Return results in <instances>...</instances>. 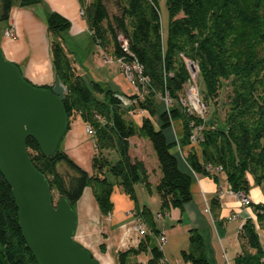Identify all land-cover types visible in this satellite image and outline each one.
<instances>
[{"label": "trees", "instance_id": "obj_1", "mask_svg": "<svg viewBox=\"0 0 264 264\" xmlns=\"http://www.w3.org/2000/svg\"><path fill=\"white\" fill-rule=\"evenodd\" d=\"M38 2L19 3L29 6ZM114 3L116 13L110 15L104 0H79L81 16L95 44L101 50H111L117 60L136 61L147 78L141 96L130 95L128 106L119 93L86 82L77 74L58 40L69 28V21L55 12L45 19L50 58L63 93L57 94L50 86L40 87L60 99L67 121L65 133L78 117L91 130L94 143L88 173L60 146L51 156H44L33 139L26 140L32 165L47 178L57 200L63 197L73 208L89 187L101 215L111 211L115 187L135 201V184L149 188L150 183L143 162L129 154V139L134 136L147 139L156 156L161 176L154 188L161 215L191 200L192 177L179 169L176 148L185 150L184 160L192 172L209 175L220 171L235 193L248 195L249 177L253 185L264 188V0H165V34L157 0ZM10 8L11 0H0V23L8 20ZM119 36L126 40L127 52L122 50ZM189 63L196 65L197 82L203 85L198 90L201 101L213 108L207 118L190 113L179 103L192 79ZM218 103L225 109L222 120L217 116ZM136 110L145 113L139 124L129 117ZM173 122H179L181 128L175 141L168 140L166 134ZM197 126L201 127L197 143L191 145ZM59 163L73 173H59ZM250 205L254 218H247L238 230L239 249L233 264H264V237L255 228H264V202ZM16 212L10 187L0 174V264H36L21 236ZM133 214L151 235L158 234L149 207L136 205ZM149 241L148 235L136 249L119 252L118 264H127L128 255L146 251ZM149 253L145 264H170L157 244L149 247ZM180 258L190 264H210L197 231H189Z\"/></svg>", "mask_w": 264, "mask_h": 264}, {"label": "crops", "instance_id": "obj_2", "mask_svg": "<svg viewBox=\"0 0 264 264\" xmlns=\"http://www.w3.org/2000/svg\"><path fill=\"white\" fill-rule=\"evenodd\" d=\"M19 2L11 0L9 18L4 22L5 28H13L15 38H6L3 33L0 49L7 60L19 67L28 82L36 86H50L59 95L63 93L52 66L50 38L45 23L47 14L55 12L70 23L58 40L64 42L65 45L63 42L61 45L71 64L73 51L77 54L76 59L80 52H84V60H73L77 74L86 82H97L104 90L110 89L125 97L133 93L120 62L112 56L111 50H101L93 41L80 14L79 0H39L29 6H21ZM84 128V123L75 118L59 146L74 163L90 173L94 143L85 134ZM181 152L185 154L184 149L176 148L178 167L192 177L191 200L181 208L159 214L160 199L154 187L161 173L149 142H129L130 156L143 162L150 183L149 188L142 183L135 184V201L115 187L110 197L112 209L109 214L101 215L92 190L89 187L83 190L73 206L76 214L73 240L88 250L98 264H118L119 252L137 248L142 239L134 230L138 221L133 214L136 205L151 209L159 232L155 236L149 235L146 251L128 255L127 264H145L150 256L149 247L156 245L160 234L165 236L161 245L164 261L190 264L180 258V250L187 248L190 230L201 235L205 257L210 264H233L239 249L238 230L247 218H254L252 207L242 204L222 172L216 170L209 175L196 174L186 164ZM246 197L252 204L262 203L264 191L251 183ZM212 199L216 200V204L211 205Z\"/></svg>", "mask_w": 264, "mask_h": 264}, {"label": "water", "instance_id": "obj_3", "mask_svg": "<svg viewBox=\"0 0 264 264\" xmlns=\"http://www.w3.org/2000/svg\"><path fill=\"white\" fill-rule=\"evenodd\" d=\"M194 71V64H188ZM60 99L28 82L0 49V174L10 187L21 236L36 264H98L73 240L74 209L65 198L53 202L47 178L31 163L26 140L51 156L66 130Z\"/></svg>", "mask_w": 264, "mask_h": 264}, {"label": "built area", "instance_id": "obj_4", "mask_svg": "<svg viewBox=\"0 0 264 264\" xmlns=\"http://www.w3.org/2000/svg\"><path fill=\"white\" fill-rule=\"evenodd\" d=\"M81 14V11H80ZM5 37L9 38V39H13L15 37V33L13 28L9 27L5 30L4 32ZM119 42H120V46L122 48L123 51L127 52V43L126 40L119 36L118 37ZM121 64V69L123 74L126 76L129 84L131 85L132 89H133V93L131 95H138L141 96L142 94V89L145 86L146 82H147V78L145 76L142 75V70L140 65L136 62V61H132L130 63L127 62H123L121 60H118ZM196 90V89H195ZM186 100H183L182 98L184 96H181L179 99V103L185 107L190 113L196 114L198 116H200L201 118H203L206 114V106L205 104L200 100L198 91L196 90L195 92H187L186 93ZM122 97V102L125 106H128L131 104V100H129V96L127 97V101L123 99ZM166 104L168 103V100L165 99ZM194 108L197 110L196 112L194 111ZM142 112V111H139ZM85 132L88 133V135H91L92 132L91 130L85 126ZM201 129L200 126H197L196 128H194V132H197ZM195 133L192 134L190 140H191V145H195L197 143V135ZM236 195L241 199L242 204L245 206H251L250 204H252V202L250 201V199L246 196H244L241 192H237ZM256 231L260 232V235L264 237V228H259L258 226H255ZM134 230L137 233V236L141 239H143L145 236L150 235V232L148 231V229L145 227V225L139 221L136 222L135 226H134ZM165 242V236L164 234H160L157 237L156 240V244L159 246V248H161V245ZM262 260L264 261V257L262 258Z\"/></svg>", "mask_w": 264, "mask_h": 264}, {"label": "rangeland", "instance_id": "obj_5", "mask_svg": "<svg viewBox=\"0 0 264 264\" xmlns=\"http://www.w3.org/2000/svg\"><path fill=\"white\" fill-rule=\"evenodd\" d=\"M104 3L106 5V8H107L108 13L110 15L116 13V6H115V3H114V0H104ZM157 5H158V10H159V16H160L161 30H162L163 34H165L166 31H167V24H168V13H167L166 6H165V0H157ZM5 27H6V24L4 22L0 23V38H1L2 34L4 33L5 29L8 28V27L7 28H5ZM62 44L65 45L64 42ZM94 51H96V50H94ZM72 53L74 55L73 56L71 54L73 56L72 59L74 60V59H76V55L77 54L74 51ZM81 54H83V55L81 56ZM84 59H85L84 52H80V55L78 54V58L76 60L79 61V62H81V60H84ZM73 60H72V64H73ZM190 73H191V78L192 79L184 87V91H183V94H182L184 96L182 98L183 100H186V98H187L186 93L187 92L188 93L189 92L192 93V92H195L196 90L197 91L198 90L201 91L203 89V85H202L201 81L198 80V82H197V67H196L195 64H194V71H190ZM222 96H223V93L220 94V99L218 100L219 103L221 101ZM123 99L127 101V97L123 96ZM219 103H218V106L216 107L217 108L216 111H217V116L219 117L220 120H222L223 119V116H224L225 109L220 108V104ZM163 107H164V105H163ZM205 109H206L205 116L207 118V117L210 116V113H211V111H212L213 108L209 104V106L206 107ZM194 111L196 112L197 110L194 108ZM142 114H145V113L144 112H139V110H136L135 113H133L129 117L133 120V122L135 124H139L140 117H141ZM180 130H181L180 123L179 122H173L172 125H171V127L167 130V133H166L167 134V137H168V140H174L175 141L176 138H179ZM194 133L196 134V132H194ZM85 134L87 136H90L86 132H85ZM129 142H148V140L147 139H144V138H141V137L134 136V137H131L129 139ZM172 151H175V149L172 148ZM181 156H184L185 157V154H182V152H181ZM57 171L59 173L63 174V175L64 174H72L73 173L70 169H68L66 167V165L64 163H59L57 165ZM249 180L252 183L250 177H249ZM262 190H264V188H262ZM57 196H58L57 193L54 190H52L53 202H56L57 201V198H58Z\"/></svg>", "mask_w": 264, "mask_h": 264}]
</instances>
